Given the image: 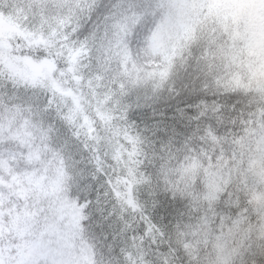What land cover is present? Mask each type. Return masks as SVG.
I'll list each match as a JSON object with an SVG mask.
<instances>
[{
  "label": "snow or ice",
  "instance_id": "1",
  "mask_svg": "<svg viewBox=\"0 0 264 264\" xmlns=\"http://www.w3.org/2000/svg\"><path fill=\"white\" fill-rule=\"evenodd\" d=\"M0 264H264V0H0Z\"/></svg>",
  "mask_w": 264,
  "mask_h": 264
}]
</instances>
